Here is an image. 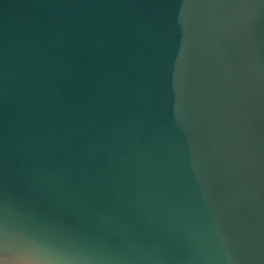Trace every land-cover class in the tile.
I'll return each instance as SVG.
<instances>
[{
  "label": "water",
  "instance_id": "95a60500",
  "mask_svg": "<svg viewBox=\"0 0 264 264\" xmlns=\"http://www.w3.org/2000/svg\"><path fill=\"white\" fill-rule=\"evenodd\" d=\"M0 264H264V0H0Z\"/></svg>",
  "mask_w": 264,
  "mask_h": 264
}]
</instances>
